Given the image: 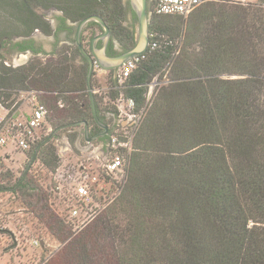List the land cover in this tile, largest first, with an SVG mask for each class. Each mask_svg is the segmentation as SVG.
<instances>
[{
    "label": "trees",
    "instance_id": "obj_1",
    "mask_svg": "<svg viewBox=\"0 0 264 264\" xmlns=\"http://www.w3.org/2000/svg\"><path fill=\"white\" fill-rule=\"evenodd\" d=\"M128 8L124 0H0V104L12 107L22 92L41 93L52 130L26 155L31 161L40 146L34 163L51 173L58 162L56 139L68 132L74 144L84 127L58 131L48 140L56 130L83 121L90 136L102 129L88 93L89 64L79 48L49 54L32 40L36 31L53 34L39 11L62 12L59 30L72 33L67 21L98 15L128 51L137 41L124 25ZM95 27L103 31L88 23L83 43L85 32ZM149 32L160 47L148 50L121 86L114 71L108 72L114 87L120 86L112 97L122 92L138 109L148 85L167 74L136 134L127 184L115 205L74 233L50 210V195L31 175L34 164L13 185L0 184V192L21 197L63 244L43 264H264V0L211 2L186 19L153 16ZM95 35L91 31L88 39ZM7 51L35 56L12 67L4 62ZM107 54H116L112 41ZM94 98L105 123L97 94Z\"/></svg>",
    "mask_w": 264,
    "mask_h": 264
},
{
    "label": "built area",
    "instance_id": "obj_2",
    "mask_svg": "<svg viewBox=\"0 0 264 264\" xmlns=\"http://www.w3.org/2000/svg\"><path fill=\"white\" fill-rule=\"evenodd\" d=\"M216 1L220 0H150L149 14L151 18H187L203 5ZM229 2L248 4L256 0ZM159 47L157 40L150 41L148 50L156 51ZM145 59L146 53L129 60L114 71V79L121 86ZM95 72L104 73L97 65ZM156 80L157 76L148 85L145 105L140 109L134 99L125 97L122 92L112 97V93L107 91L106 98L103 99L106 101L105 105L109 106V109L103 111L105 124L109 129L106 140L99 138L92 142L86 141L83 129L77 144H73L68 136L56 139L58 162L51 173V193L63 206L64 220L74 233H79L93 224L122 195L128 180L131 157L136 151L135 137L152 103ZM119 87L112 90L118 91ZM99 93L100 90H94V94ZM40 94L37 91L25 92L29 105L26 111H21L17 105L7 107L0 104V164L1 158L8 159L9 153L5 149L10 144L16 150L27 154L51 132L48 123L49 110L39 100ZM34 243L41 245L42 242L36 240Z\"/></svg>",
    "mask_w": 264,
    "mask_h": 264
},
{
    "label": "rangeland",
    "instance_id": "obj_3",
    "mask_svg": "<svg viewBox=\"0 0 264 264\" xmlns=\"http://www.w3.org/2000/svg\"><path fill=\"white\" fill-rule=\"evenodd\" d=\"M124 3L126 6H128V3L130 4V1L124 0ZM39 12L44 14L45 19L47 20L55 17L53 15L56 13L58 15H62L60 11L55 9ZM127 17V21L124 23V25L127 26L130 30H133L137 36L138 23H133L132 13L128 12ZM93 30H95L97 34L101 32L97 27L86 31L85 34L87 41H89L88 38L91 36V31ZM34 37L37 42H41V45L45 50L49 52V54L64 47L72 49V47L74 46L71 41H66L64 43H61L57 49H55L54 47L52 51V45L48 38H46L47 36L45 37V35L39 31L34 34ZM87 41L86 43H84L86 44V46L88 44ZM4 55L5 64L12 67L25 65L34 58V56L30 53H19L16 51H7L4 53ZM21 56H26V59L19 62L18 60H20ZM39 57L45 59V55H39ZM78 61H80V59ZM99 75L100 76H98V74H95L94 76V90H100V93L97 94V97L101 103L100 106L104 111L105 109H109V106L105 105L106 101H104L103 99L106 98L107 91H110V93L114 92L112 88H114L115 85L112 82V76H109L108 73H102ZM227 78L238 77L231 76ZM164 80H167V74H165L162 79L160 78V80H156L157 84H155L154 86L151 102H153L155 96L157 95V86L160 85V82ZM116 82L118 85H120L118 80H116ZM14 97H16L17 100L14 105L19 103L17 106L20 107L21 111L28 110L29 105L26 102L25 93L22 92ZM81 130L82 129H80V132ZM67 135L68 132H63L61 133L60 137L65 138L67 137ZM80 137L81 134H79L75 144L80 141ZM5 152H8L9 156L8 159L5 160H2L1 158L2 162L0 164V184L11 186L17 179L22 176V173L30 162V158H28L26 154L20 152L19 150H16L13 144H10V146L5 149ZM31 175L32 177H34V179H36L37 183L42 188V191L45 194L48 193L50 195V210L57 212L64 219L63 206L51 193V170L44 167L42 163L36 162L32 166ZM25 200L27 202L31 201L29 198H26ZM98 219H100V217ZM94 223L91 225H94ZM36 240L37 242H43L45 247L41 248V245L35 244L34 241ZM62 246L63 244H61L45 226L39 223L34 214L31 212V209L27 206V204L23 203V199L21 197L10 191L0 192V264H43L44 262H47L52 257H54Z\"/></svg>",
    "mask_w": 264,
    "mask_h": 264
},
{
    "label": "water",
    "instance_id": "obj_4",
    "mask_svg": "<svg viewBox=\"0 0 264 264\" xmlns=\"http://www.w3.org/2000/svg\"><path fill=\"white\" fill-rule=\"evenodd\" d=\"M129 1H130L132 10L136 14L137 21H138L137 41H136V45L131 50L123 52L122 54L118 56L111 57L106 54V47L112 37V32L102 17L98 15H91V16L85 17L84 19L80 20L77 23H71L69 21V24L75 29L74 44L79 48L82 56L87 60L89 64V72H88V77H87V88H88V93H89V97L91 100L95 120L97 124L99 125V127L102 129V131L97 133L96 135L90 136L88 122L83 121V122L69 124V125H65L61 127L60 129L56 130L49 137L48 140L52 139L54 134L57 133L58 131L65 130V129L75 127V126L84 127L83 136H84V139L89 142L99 139L108 133V130H109L108 126L105 123H103L99 118L96 105H95L94 90L91 85V81L95 73V67L97 65L100 68V70L104 72L117 71L123 65H125L129 60L139 57L140 55L146 53L148 50L149 44H150V32H149V25L151 21V15L149 14L150 0H129ZM90 22L98 23L102 27L103 31L95 35L90 41V47L86 48L83 45L81 37L84 31V28ZM99 41L103 42V47L101 48L98 47ZM39 148L40 146L37 147L33 158L31 159L27 168L25 169L24 175L29 171L30 167L34 164ZM41 246L42 248H44L43 242L41 243Z\"/></svg>",
    "mask_w": 264,
    "mask_h": 264
},
{
    "label": "flooded vegetation",
    "instance_id": "obj_5",
    "mask_svg": "<svg viewBox=\"0 0 264 264\" xmlns=\"http://www.w3.org/2000/svg\"><path fill=\"white\" fill-rule=\"evenodd\" d=\"M125 4V3H124ZM126 6V5H125ZM127 8H128V6H126ZM129 9V8H128ZM128 12H130L131 13V10L129 9L128 10ZM61 14H62V12H61ZM62 16V15H61ZM61 16H59V17H61ZM58 17V18H59ZM58 18H57V23H58V25H57V27H55L54 26V24L53 23H51V21L50 20H48V21H50V23H51V26H52V29H53V34L51 35L54 39H55V49H57L58 48V46L60 45V42L62 41V38H64L63 40L66 42V41H71L72 43H73V45H75L74 44V35H75V29H74V27H72L70 24H69V21H67V24H68V26H70V27H72L73 29H74V33H72L71 31H69V30H59V28H60V24H59V21H58ZM71 22V21H70ZM72 23V22H71ZM37 32H39V31H36L35 33H37ZM41 32V31H40ZM34 33V34H35ZM42 33V32H41ZM101 33V32H100ZM99 34V33H98ZM45 35V34H44ZM45 36H47V35H45ZM32 40L35 42V45H36V47L37 48H41V49H43V51L45 52V53H47L46 51H45V49L43 48V46L41 45V42H37L36 40H35V37H34V35H32ZM93 38V37H92ZM91 38V39H92ZM91 39L89 40V42H88V44H87V46H86V44H84L83 43V45L86 47V48H89L90 47V41H91ZM113 42V44H114V50L116 51V54L114 55V56H118V55H120V54H122L123 52H126V51H124L123 49H122V46H121V44L117 41V40H115L114 38H113V35H112V37H111V39H110V41L108 42V45H107V47H106V54H107V49H108V46H109V44H110V42ZM76 46V45H75ZM98 47H103V42L102 41H99L98 42ZM26 53H30L31 55H33V56H35L34 54H33V52H31V51H27ZM39 55H43V54H39ZM108 55V54H107ZM109 56V55H108ZM114 56H111V57H114ZM108 73V72H107ZM107 135H108V133L105 135V136H103V137H101V138H103L104 140H106L107 139Z\"/></svg>",
    "mask_w": 264,
    "mask_h": 264
},
{
    "label": "crops",
    "instance_id": "obj_6",
    "mask_svg": "<svg viewBox=\"0 0 264 264\" xmlns=\"http://www.w3.org/2000/svg\"><path fill=\"white\" fill-rule=\"evenodd\" d=\"M53 16H55V17H53ZM52 17L53 18H51V19H49L50 21H51V23H53L54 24V26L55 27H57V25H58V23H57V18L59 17V16H61V15H58L57 13L56 14H54ZM46 37V36H45ZM46 38H48V40L51 42V50L53 51V48L55 47V39L52 37V36H47ZM64 38H62V41L60 42V44L61 43H64L65 41L63 40ZM50 50V51H51ZM55 50V49H54ZM46 52H48L47 50H45ZM51 51V52H52ZM49 53V52H48ZM104 74H107V72H104ZM98 76H100L99 74H98ZM14 248V247H13ZM13 250V249H12ZM9 253V252H8ZM7 253V254H8Z\"/></svg>",
    "mask_w": 264,
    "mask_h": 264
},
{
    "label": "bare ground",
    "instance_id": "obj_7",
    "mask_svg": "<svg viewBox=\"0 0 264 264\" xmlns=\"http://www.w3.org/2000/svg\"><path fill=\"white\" fill-rule=\"evenodd\" d=\"M26 59V56H21L20 60H18L19 62L20 61H24Z\"/></svg>",
    "mask_w": 264,
    "mask_h": 264
}]
</instances>
